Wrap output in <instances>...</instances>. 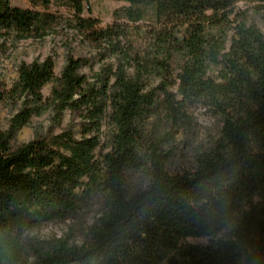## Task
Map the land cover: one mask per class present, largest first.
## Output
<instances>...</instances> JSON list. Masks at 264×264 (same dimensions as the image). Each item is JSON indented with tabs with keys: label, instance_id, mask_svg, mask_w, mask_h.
Returning a JSON list of instances; mask_svg holds the SVG:
<instances>
[{
	"label": "trees",
	"instance_id": "16d2710c",
	"mask_svg": "<svg viewBox=\"0 0 264 264\" xmlns=\"http://www.w3.org/2000/svg\"><path fill=\"white\" fill-rule=\"evenodd\" d=\"M30 1L0 0L4 44L51 34L64 18L57 4L102 64L90 76V59L68 54L57 73L49 55L0 83V102L19 106L0 122V264H151L157 250L170 251L165 264H264V19L236 9L264 0H113L126 5L107 26L83 15L91 0ZM143 34L147 50L136 46ZM195 105L220 119L219 136L173 168L169 131L151 119L186 125ZM49 111L52 126L67 113L69 124L13 143ZM96 203L88 241L59 240L30 260L25 231Z\"/></svg>",
	"mask_w": 264,
	"mask_h": 264
},
{
	"label": "rangeland",
	"instance_id": "374dc122",
	"mask_svg": "<svg viewBox=\"0 0 264 264\" xmlns=\"http://www.w3.org/2000/svg\"><path fill=\"white\" fill-rule=\"evenodd\" d=\"M12 4L20 7L31 6L30 0H11ZM236 9H248L250 19L259 26H262L264 19V5L248 4L239 2ZM122 1L113 0H91L84 6V16H92L100 19L102 26L114 22V11L125 6ZM90 9H89V8ZM53 12L63 15L61 23L55 30L43 39H27L17 42L14 46L0 39V83L13 84L17 76V68L22 62H32L35 59L43 60L47 56H53L56 65V72L59 73L66 63L68 54L73 56H85L90 59V64L81 69L87 75L97 71L102 60L99 51L89 44L82 36L70 26V14L68 10L60 5L53 4L50 8ZM149 37L143 34L136 40V46L147 50ZM109 59V58H107ZM175 73L179 70V59L173 62ZM156 82V81H154ZM51 85L44 87L43 93L47 96L50 93ZM19 106L11 108L0 102V122L2 128L8 127L11 117L17 112ZM189 122L186 125H172L166 120L163 114L153 117L151 125L159 127L164 134L169 131L171 136V148L174 150V157L171 161L173 168L185 167L194 157V152L209 148L219 136L221 121L212 113L201 106H192L189 109ZM52 113L49 111L41 116H33L27 126L18 132L13 143H22L32 140L37 134H46L51 129L60 132L70 122L67 113L60 125L52 126ZM140 180L139 175L134 181ZM101 213V204H94L92 207L81 213L64 220H54L37 228L25 231L21 242L24 251L34 260L36 252L40 248H48L59 240H66L70 245H83L91 237L92 228ZM192 243H207L208 237H188ZM170 251L157 250L152 258L151 264H165Z\"/></svg>",
	"mask_w": 264,
	"mask_h": 264
}]
</instances>
